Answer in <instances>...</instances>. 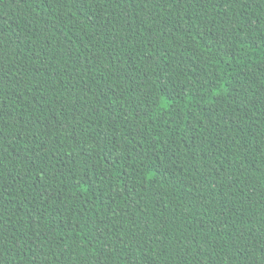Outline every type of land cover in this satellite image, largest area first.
<instances>
[{
  "label": "trees",
  "instance_id": "trees-1",
  "mask_svg": "<svg viewBox=\"0 0 264 264\" xmlns=\"http://www.w3.org/2000/svg\"><path fill=\"white\" fill-rule=\"evenodd\" d=\"M0 264H264V0H0Z\"/></svg>",
  "mask_w": 264,
  "mask_h": 264
}]
</instances>
